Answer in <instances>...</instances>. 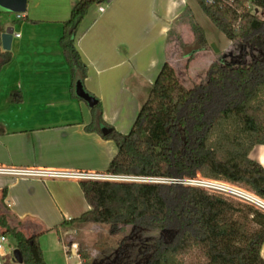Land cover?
Instances as JSON below:
<instances>
[{
  "label": "trees",
  "instance_id": "1",
  "mask_svg": "<svg viewBox=\"0 0 264 264\" xmlns=\"http://www.w3.org/2000/svg\"><path fill=\"white\" fill-rule=\"evenodd\" d=\"M109 1L79 0L63 22L60 45L74 92L76 83L84 86L87 76L76 45L78 29L93 5ZM194 1L229 41L240 45L243 57L249 49L262 56L250 62L243 57L215 60L206 82L193 87L181 83L175 68L165 62L127 134L114 128L103 134L108 126L99 101L92 107L87 130L117 145L108 174L168 179L199 175L236 184L264 198V166L250 156L255 146L264 145V18L258 15L264 11V0H252L255 12L248 8V0ZM192 26L197 49H205L203 28L198 23ZM3 31L0 19V71L13 59L11 51L2 49ZM80 186L91 208L55 227L63 243V230L106 225L117 234L131 226L133 233L159 231L170 238L149 239L126 262H119L116 253L113 264H186V257L194 253L205 259L204 264H264V212L251 204L180 183L83 180ZM6 197L4 189L5 207ZM23 226L0 214V232L15 238L23 264H47L42 233L28 235ZM78 256L81 264H97L86 246L78 249Z\"/></svg>",
  "mask_w": 264,
  "mask_h": 264
},
{
  "label": "crops",
  "instance_id": "2",
  "mask_svg": "<svg viewBox=\"0 0 264 264\" xmlns=\"http://www.w3.org/2000/svg\"><path fill=\"white\" fill-rule=\"evenodd\" d=\"M77 1L26 0L21 12L0 11L3 32L14 28L9 50L13 59L0 71V168L107 173L117 154L114 141L87 130L92 108L77 98L76 88L73 91L60 45L63 22ZM193 1L110 0L103 12L98 5L89 9L76 45L87 66L84 87L100 102L107 128L127 134L163 64L170 63L177 72L172 46L196 44L192 26L196 21L194 11L190 12ZM251 5L248 0L249 9ZM203 30L207 47L194 48L181 59L189 71H194L200 54L211 55L209 67L212 58L235 44ZM250 156L264 166V145L255 146ZM81 181L70 176L0 174V214L6 213L13 223L21 222L28 235L42 233V239L64 221L90 210ZM4 189L7 207L1 200ZM7 236L6 255L11 237ZM43 255L47 263L44 250ZM261 255L264 258V244Z\"/></svg>",
  "mask_w": 264,
  "mask_h": 264
},
{
  "label": "rangeland",
  "instance_id": "3",
  "mask_svg": "<svg viewBox=\"0 0 264 264\" xmlns=\"http://www.w3.org/2000/svg\"><path fill=\"white\" fill-rule=\"evenodd\" d=\"M97 5H95L96 7ZM192 8L190 12L193 10V18H195L196 23H198L201 27L205 29L206 32L216 33L219 36H222L226 39V37L216 28V26L210 21V19L202 12L198 4L193 1ZM252 12H255L254 5H251ZM7 14H16V12H8ZM259 17L264 18V11L259 10ZM11 16V15H9ZM17 23V22H16ZM13 23L14 26L17 24ZM21 23V21H20ZM18 26H16L17 28ZM219 48L221 45L220 41L215 43ZM172 46L170 52L171 54L175 53L178 58L177 65V74L181 83L185 84L187 87H193L196 84L205 83L207 80V71H208V61L211 55L200 54L195 61L194 71H189L187 69L185 61H181L183 56L191 52L194 48H198L199 45L195 44L193 47L184 48L183 44L180 42V45L177 44ZM244 56V53L241 50L239 44L235 43L233 47H230L227 52L224 54H220L219 57L213 59L212 62L218 60L220 58H224L230 61H239L243 57L245 62H250L253 59H258L262 55H260L257 51H252L249 49ZM216 53H219L215 50ZM201 176L197 175L194 178H200ZM164 179L163 177H160ZM189 178V177H186ZM166 179V178H165ZM163 235L165 239H169L170 235L168 233L161 234L159 231H145L139 230L133 233V229L131 226H125V228L117 233L112 234L110 232L109 226L106 225H87L83 229H70L63 230L62 237L64 243L60 244L57 232L51 233L50 235L44 236L40 239V243L42 249L44 250V254L46 255V260L48 264H81V259L79 256H75L72 254H68L65 250V246L71 247L74 244L79 249L81 246H86L90 249L93 260L100 264L109 263L113 264L116 260L115 254L118 253L120 256L118 257L119 262H126L128 259L133 258L135 252L138 250V247L148 241L151 238L158 237ZM48 236V237H47ZM8 254L1 258L2 264H23L18 263L14 260V250L16 249V240L13 237H10L9 245H7ZM80 262V263H79ZM143 261H140L137 264H143ZM205 259L194 253L188 257H186V264H204Z\"/></svg>",
  "mask_w": 264,
  "mask_h": 264
},
{
  "label": "built area",
  "instance_id": "4",
  "mask_svg": "<svg viewBox=\"0 0 264 264\" xmlns=\"http://www.w3.org/2000/svg\"><path fill=\"white\" fill-rule=\"evenodd\" d=\"M232 1V0H230ZM107 3V2H106ZM97 4L99 11L105 10V4ZM17 18L22 16L19 14ZM17 37L20 34H16ZM0 174H17V175H36V176H70L81 180H111V181H128L137 183H180L184 185L195 186L203 188L210 193L222 194L226 197L239 200L248 204H251L264 212V198L258 196L254 192L247 190L241 186L233 183H229L221 180L200 178H184V179H168L160 177H146V176H126V175H112L108 173H63V172H51L43 170H21V169H7L0 168ZM8 242V236L0 232V264L1 258L6 256V243ZM68 254L78 256V248L74 244L71 247L64 246Z\"/></svg>",
  "mask_w": 264,
  "mask_h": 264
},
{
  "label": "water",
  "instance_id": "5",
  "mask_svg": "<svg viewBox=\"0 0 264 264\" xmlns=\"http://www.w3.org/2000/svg\"><path fill=\"white\" fill-rule=\"evenodd\" d=\"M26 7V0H0V11H6V12H21ZM258 10H256L257 12ZM13 35H14V28L9 27L6 29L5 32L2 33L1 39H2V46L4 50L9 51L12 45L13 41ZM76 95L81 98L83 101H85L91 108L96 106L98 100L92 96L90 93H88L82 84L81 81H78L76 84ZM103 134H108L111 132V129L109 128H103L102 129ZM14 260L18 263H23L24 259L22 256V253L19 249H15L14 252Z\"/></svg>",
  "mask_w": 264,
  "mask_h": 264
},
{
  "label": "bare ground",
  "instance_id": "6",
  "mask_svg": "<svg viewBox=\"0 0 264 264\" xmlns=\"http://www.w3.org/2000/svg\"><path fill=\"white\" fill-rule=\"evenodd\" d=\"M263 162H264V159H263Z\"/></svg>",
  "mask_w": 264,
  "mask_h": 264
}]
</instances>
